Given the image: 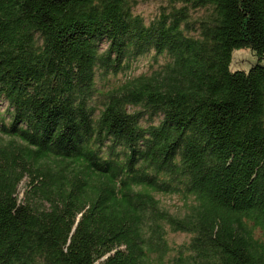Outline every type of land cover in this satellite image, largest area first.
Here are the masks:
<instances>
[{
  "label": "trees",
  "instance_id": "1",
  "mask_svg": "<svg viewBox=\"0 0 264 264\" xmlns=\"http://www.w3.org/2000/svg\"><path fill=\"white\" fill-rule=\"evenodd\" d=\"M165 1L0 0V264H264V0Z\"/></svg>",
  "mask_w": 264,
  "mask_h": 264
},
{
  "label": "rangeland",
  "instance_id": "2",
  "mask_svg": "<svg viewBox=\"0 0 264 264\" xmlns=\"http://www.w3.org/2000/svg\"><path fill=\"white\" fill-rule=\"evenodd\" d=\"M168 6L165 0H137L133 10L135 13L142 15L146 22L156 17L161 9ZM200 11L192 12L191 18H195ZM149 54L139 56L132 66H135V73L139 71H149L151 69L147 57ZM258 62L257 56L249 47L235 48L232 52V59L230 66L234 68L247 69L251 64ZM26 179L22 180L19 184V196H22L25 190ZM161 203L170 210H176L181 204L180 199L176 195H159ZM168 236L171 240L182 241L187 238L185 233H172L168 232Z\"/></svg>",
  "mask_w": 264,
  "mask_h": 264
}]
</instances>
